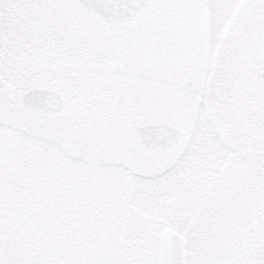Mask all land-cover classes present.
I'll use <instances>...</instances> for the list:
<instances>
[{
  "label": "rangeland",
  "instance_id": "1",
  "mask_svg": "<svg viewBox=\"0 0 264 264\" xmlns=\"http://www.w3.org/2000/svg\"><path fill=\"white\" fill-rule=\"evenodd\" d=\"M161 1L112 25L0 0V264H174L165 231L186 264H264V0ZM30 89L65 109H25ZM158 123L186 139L140 147Z\"/></svg>",
  "mask_w": 264,
  "mask_h": 264
},
{
  "label": "water",
  "instance_id": "2",
  "mask_svg": "<svg viewBox=\"0 0 264 264\" xmlns=\"http://www.w3.org/2000/svg\"><path fill=\"white\" fill-rule=\"evenodd\" d=\"M80 4L94 16L108 23H124L132 21L138 14L157 0H78ZM264 80V71L260 74ZM5 83L0 78V89ZM21 105L31 111L48 114L60 113L65 108L64 99L60 94L50 89H30L20 99ZM138 137L145 147L168 149L184 141L185 130L166 123L142 126L138 129ZM174 240L179 247L176 249L174 264H186V243L183 237L172 231L162 234V242ZM164 247L161 248L164 256Z\"/></svg>",
  "mask_w": 264,
  "mask_h": 264
},
{
  "label": "flooded vegetation",
  "instance_id": "3",
  "mask_svg": "<svg viewBox=\"0 0 264 264\" xmlns=\"http://www.w3.org/2000/svg\"><path fill=\"white\" fill-rule=\"evenodd\" d=\"M156 4H160V6H158V7H156V8H154L153 9V11H149L148 12V10H150L149 8L150 7H152V6H154V5H156ZM169 7V6H168ZM163 9H165V7L163 6V4H162V1L161 0H158V1H156V2H154L153 4H151L147 9H145L141 14H143L142 16L144 17L143 19H142V24H148V23H150V21L151 22H153L150 18L151 17H153L154 18V14H159L160 13V15H161V12L163 11ZM148 12V13H147ZM141 14L140 15H138V17L134 20V21H132V22H130V23H135V24H137V19L138 18H140V16H141ZM155 20V19H154ZM130 23H127V24H130ZM166 24V23H165ZM132 25H134V24H132ZM184 30H191L190 28L188 29H184ZM182 31V28H180V29H178V31H177V33L179 34V32H181ZM178 34H176V35H178ZM180 37H176V39L178 40ZM188 85L189 86H191L192 85V82H189L188 83ZM180 126L183 128V129H186L184 126H183V124L182 123H180ZM136 135V134H135ZM135 135H131V137L132 138H134L135 139ZM114 138L116 139V138H119L116 134L114 135ZM121 138V137H120ZM137 139H138V137H137ZM138 145L140 146V147H142V148H144V149H153V150H163V149H156V148H147V147H145V146H143L142 145V143L140 142V140L138 139Z\"/></svg>",
  "mask_w": 264,
  "mask_h": 264
}]
</instances>
